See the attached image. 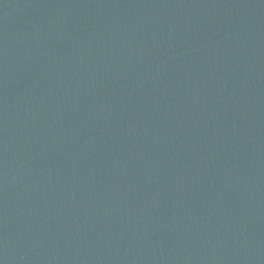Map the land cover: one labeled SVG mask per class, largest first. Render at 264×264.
<instances>
[{
    "label": "water",
    "instance_id": "95a60500",
    "mask_svg": "<svg viewBox=\"0 0 264 264\" xmlns=\"http://www.w3.org/2000/svg\"><path fill=\"white\" fill-rule=\"evenodd\" d=\"M0 264H264V0H0Z\"/></svg>",
    "mask_w": 264,
    "mask_h": 264
}]
</instances>
